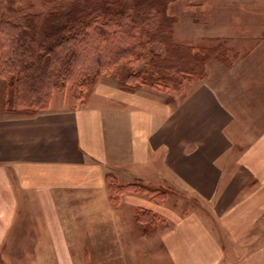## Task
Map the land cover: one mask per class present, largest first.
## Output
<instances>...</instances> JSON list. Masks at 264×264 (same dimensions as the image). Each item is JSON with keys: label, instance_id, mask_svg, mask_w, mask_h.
<instances>
[{"label": "crops", "instance_id": "0c3cea01", "mask_svg": "<svg viewBox=\"0 0 264 264\" xmlns=\"http://www.w3.org/2000/svg\"><path fill=\"white\" fill-rule=\"evenodd\" d=\"M207 63L177 101L98 80L81 103L0 116V247L23 234L74 264L59 198H107L113 177L164 192L121 204L165 218L148 237L168 264H264V54Z\"/></svg>", "mask_w": 264, "mask_h": 264}, {"label": "rangeland", "instance_id": "374dc122", "mask_svg": "<svg viewBox=\"0 0 264 264\" xmlns=\"http://www.w3.org/2000/svg\"><path fill=\"white\" fill-rule=\"evenodd\" d=\"M73 7L76 10H71ZM81 10L84 21L102 16L101 10H108L107 17L118 11L127 16L152 12L156 15L155 24L138 26L149 28L146 34L153 38L143 33L144 54L117 60L82 86H73L68 78L47 81L49 75L43 76L42 67L51 62L45 54L51 42L45 38L49 27L71 23L73 18L64 14ZM0 20H27L36 42H44L38 49L40 57L39 53L36 56L35 42L30 45L34 61L43 57L39 69L33 71V79L21 76L13 81L6 73H0V116L27 115L81 103L98 80L132 90L155 89L177 101L186 86L203 79L208 61L231 55L264 54V0H0ZM162 29L164 32H159ZM96 35L98 39L101 33ZM90 44L95 46L97 42L91 40ZM192 58L198 60L196 69H190ZM171 62H179L182 68L171 72L165 67ZM109 181L107 198H59L58 211L73 263L168 264L165 255L156 250V246H163L162 239L148 237L156 230H166L165 218L149 212L137 215L138 208L123 207L121 184L113 177ZM24 236L15 242L5 238L0 247V264H54L51 254L36 252L44 249L38 240ZM147 247L155 250L147 252Z\"/></svg>", "mask_w": 264, "mask_h": 264}, {"label": "trees", "instance_id": "16d2710c", "mask_svg": "<svg viewBox=\"0 0 264 264\" xmlns=\"http://www.w3.org/2000/svg\"><path fill=\"white\" fill-rule=\"evenodd\" d=\"M71 10L76 9L73 7ZM101 11L102 16L97 15L88 21H84V17L80 16L83 13L82 10L79 11L81 13L78 11L68 12L64 15H68L70 19L73 18L71 23H58L53 28L49 27L50 30L45 38L51 42L48 47L45 46V54L51 58L50 64L47 63L52 67L50 66V69L48 64H43L42 67L45 70L43 76L47 75L48 77L49 75L47 81L49 79V81H54L53 79L65 80L68 78L73 86H82L88 79H93L101 71L111 67L117 60L127 56L144 54L145 43L141 40V35L146 34L149 28L143 27L141 29L138 25L145 24L151 27V24H155L156 15L148 12L147 14L127 16L124 12L118 11L112 15L113 17H107L105 13L108 10ZM124 19H128L125 24ZM159 32L164 31L162 29ZM99 33H101L100 37L95 39L96 34ZM146 35L153 38V35ZM91 40H95L97 44L91 45ZM34 42V48L37 50L41 49L40 46L44 44L41 41L36 42L33 28L30 27L27 20H0V73H6V76H9L13 81L20 80L21 76L25 77V80L33 79V71L39 69L41 58H43L41 57L37 62L34 61L36 58L32 59L33 54L30 45ZM37 54L39 57L42 55L39 50L36 51V56ZM192 60L194 64L191 65L190 69H196L198 60L197 58H192ZM165 67L171 72H178L176 70L182 68L179 62L168 63ZM50 70L52 72L48 73ZM44 82L46 83V81ZM109 186L111 185L109 184ZM121 189L123 193L142 192L157 199L162 198L164 194L162 191L139 183L121 185ZM138 210L140 213L137 212V215L143 216L147 214L146 212L154 215L145 209L140 208Z\"/></svg>", "mask_w": 264, "mask_h": 264}]
</instances>
